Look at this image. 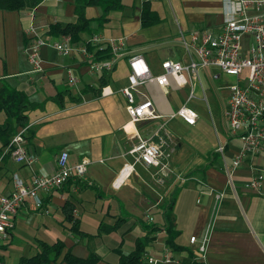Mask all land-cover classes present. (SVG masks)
<instances>
[{"label":"crops","instance_id":"0c3cea01","mask_svg":"<svg viewBox=\"0 0 264 264\" xmlns=\"http://www.w3.org/2000/svg\"><path fill=\"white\" fill-rule=\"evenodd\" d=\"M142 2L155 12L156 22L140 25ZM121 3V8L109 11L99 26L91 20L90 32H79L77 41H72L68 34L46 33L51 22L74 21L73 0H40L30 8L0 9V84L6 81L22 90L29 100L40 103L26 112L24 147L34 156L31 162L15 161L5 154L6 148L0 142V195L11 189V173L24 181L36 173H51L56 153L61 149L67 152L69 163L81 157L88 160L83 178L69 179L57 189L38 193V205L34 198L24 199L12 217L8 236L0 239V264H16L19 258L38 252L40 242L50 244L56 240L63 246L47 264H66L62 260L65 250L79 257L93 252L97 256L95 264H116L115 249H132L134 238L143 232L141 221L161 223V203L174 187L171 219L177 232L173 241L185 249L169 248L165 231L159 227L150 233L152 239L142 256L158 257L167 250L171 257L187 264L194 258V244L188 242V236L200 239L204 235V256L201 260L194 258L195 264H264V176L257 189L244 186L256 168L264 167V152L246 157L235 168L234 192L225 187L221 168V163L227 164L239 146V138L228 134L222 116L226 84L231 77L208 66L200 68L196 78L184 73L186 81L179 86L170 79L165 90L153 82L139 84L133 93L134 100L146 96L158 116L133 122L125 112V99L119 90L127 82V57L133 53L141 55L151 73L160 70L161 59L187 61L179 32L187 36L188 29L193 27L215 32L222 18V0ZM99 12L95 5L84 7L86 18L96 17ZM29 27L31 33L27 31ZM35 34L42 38L65 36L75 48L62 55L41 45L38 52L42 69L30 71L24 47ZM91 34L98 37L92 44L97 49L107 47L109 38H120L122 42L120 54L102 78L97 95H91L87 88L97 85L101 71H90L87 57L77 49ZM67 69L76 78L73 84L66 82ZM215 72L217 77L211 78ZM215 84L216 89L218 85L224 87L221 99L213 89ZM190 88L193 96L186 100ZM64 90L79 99L68 100L64 95L62 105L58 106L49 96ZM182 103L195 111L193 124L169 116ZM3 117L0 111V122ZM155 130L166 141V148L171 149L167 159L171 172L161 182L154 180L152 167L133 162L127 151L136 142V135L156 139L152 135ZM218 143L222 144L221 151L216 150ZM211 160L200 173L199 167ZM130 163L121 180L112 186L124 164ZM178 176H183V180ZM212 189L224 190L217 203ZM66 204L70 220L65 217ZM73 220L76 230L70 228ZM99 225L110 228L99 231ZM139 264L150 263L141 259Z\"/></svg>","mask_w":264,"mask_h":264},{"label":"built area","instance_id":"2783aa9c","mask_svg":"<svg viewBox=\"0 0 264 264\" xmlns=\"http://www.w3.org/2000/svg\"><path fill=\"white\" fill-rule=\"evenodd\" d=\"M222 18L218 29L213 32L206 28H189L187 36L179 32L180 43L187 55V61L181 62L170 58L161 59L160 70L151 73L139 53H133L127 57L128 73L126 84L120 87L124 96V109L133 122L140 118H153L158 116L154 111L151 100L146 96L135 101L133 93L139 84L153 82L161 89L171 79L174 85L179 86L186 81L184 73L190 78H196L200 68L214 66L224 75L230 76L227 82V96L225 98L222 116L229 135L239 138V146L232 154L229 162L221 163L225 174V187L235 191L233 172L243 160L257 152H264V0H222ZM32 32V28L27 29ZM249 37L245 45L241 43V37ZM186 36V37H185ZM98 37L91 34L77 47L80 53L87 57V66L90 71H108L111 69L116 57L120 54L122 42L120 38H109L107 47L108 57L96 59L91 51L85 47V43H96ZM41 45H48L56 52L66 55L73 48L65 36L60 38H42L40 35H32V39L24 47L26 61L30 65V71H40L41 57L38 49ZM66 82L73 84L75 76L66 70ZM218 73H211V78H216ZM193 96V89L188 90L186 100ZM169 116H176L186 124H193L196 119L195 111L185 103L179 105ZM25 126L19 127L12 133L8 140L9 154L15 161L31 162L34 156L24 147ZM161 126L159 127V129ZM164 133L166 131H163ZM153 137L143 138L136 135V142L127 150L132 154L133 162H140L144 167H152V176L157 182H161L171 172L168 165V156L171 149L166 148V141L155 130ZM222 144L216 145V150L221 151ZM86 157L69 163L67 152L59 150L55 156V165L51 173H36L24 181L18 174L11 173L9 192L0 195V239L8 236L12 227V217L17 208L27 197L36 200L41 192H48L59 188L67 179L77 181L83 178ZM132 162V163H133ZM125 165L117 174L112 186L117 185L127 168ZM264 176V167L256 168L244 186L257 189ZM183 180V176H178ZM202 182L201 180H197ZM76 189V185H74ZM213 200L217 203L224 195V190H211ZM188 242L193 243L192 253L194 258L203 259L206 238L203 235L196 239L194 235L188 236ZM193 258V260H194ZM147 263L173 262L183 264L178 259L171 257L165 250L160 256H142ZM140 259V260H141ZM192 259V257H191Z\"/></svg>","mask_w":264,"mask_h":264},{"label":"trees","instance_id":"16d2710c","mask_svg":"<svg viewBox=\"0 0 264 264\" xmlns=\"http://www.w3.org/2000/svg\"><path fill=\"white\" fill-rule=\"evenodd\" d=\"M40 0H0V9L2 10H14L20 8H30L36 5ZM87 5H95L99 8L100 12L96 17L86 18L84 16V7ZM122 6L121 0H73V13L75 19L72 22H51L47 25L46 33L49 35L57 34H68L72 41H77L79 38V32L85 31L90 32V21H95L96 25H100L105 19L106 14L111 10L120 9ZM140 25L146 26L152 24L158 20L155 12L149 9L146 2H142L140 13ZM85 47L88 51L93 53L94 58L102 59L108 57V47H102L97 49L90 43H85ZM107 71H101L98 78V83L95 87L89 89L91 95H97L99 88L103 84L102 78L105 76ZM86 90V89H84ZM66 96L68 100H77L79 97L70 95L68 91L55 93L50 97L51 100L55 101L58 106L63 103V96ZM40 106V103L31 101L28 99L26 94L16 89L14 86L8 84L6 81H2L0 84V111L4 113V117L0 122V142L2 146L6 148L5 154H9L8 140L12 133H14L19 127L25 126L27 123L26 112L28 109ZM28 130V126H27ZM215 152V151H214ZM212 153H209L211 155ZM213 160L208 161L199 167V172L202 173L203 169L207 165L211 164ZM69 179L66 180V182ZM65 183V182H64ZM176 187L172 188L168 197L161 203V223L156 222H143L142 234L134 238V244L131 250L122 252L119 248L115 250L118 253V259L116 264H139L140 259L144 252V247L151 241L152 237L150 233L156 228L162 227L165 231V243L166 245L174 250L185 249L176 245L173 241L176 235V229H174L171 219V206L173 203V197ZM67 204L64 208L66 219L70 220L71 216L69 213ZM70 228L76 230L75 220L72 221ZM109 227L98 226L99 231H108ZM40 250L35 254L28 257H21L16 264H47L50 260H54L62 248V243L56 240L50 244L40 242ZM191 257V253L188 255ZM62 260L66 264H95L97 256L93 252H89L85 257L75 256L68 250H65L62 254ZM187 264H195L193 259L189 260Z\"/></svg>","mask_w":264,"mask_h":264},{"label":"rangeland","instance_id":"374dc122","mask_svg":"<svg viewBox=\"0 0 264 264\" xmlns=\"http://www.w3.org/2000/svg\"><path fill=\"white\" fill-rule=\"evenodd\" d=\"M241 43L243 44V46L245 45V43H246V36L245 35L241 37ZM216 86H217V84L214 85L213 89L216 91V94L221 99L223 91H224V87H223V85H218L219 89H216Z\"/></svg>","mask_w":264,"mask_h":264}]
</instances>
